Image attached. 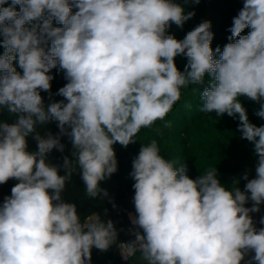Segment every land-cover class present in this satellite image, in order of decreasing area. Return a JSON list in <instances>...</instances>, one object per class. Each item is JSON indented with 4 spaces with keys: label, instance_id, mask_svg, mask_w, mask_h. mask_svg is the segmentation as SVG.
<instances>
[{
    "label": "clouds",
    "instance_id": "clouds-1",
    "mask_svg": "<svg viewBox=\"0 0 264 264\" xmlns=\"http://www.w3.org/2000/svg\"><path fill=\"white\" fill-rule=\"evenodd\" d=\"M193 15L172 0H12L0 7V105L22 113L17 123L0 125V184L19 181L0 207V264H90L93 247L107 250L116 239L111 221L105 226L91 216L82 224L76 206L62 201L68 176L46 163L53 148L63 151L58 137L36 136L38 152L26 151L25 138L37 122L54 119L70 137L79 149L87 194L95 197L99 182L117 170L112 145L126 147L142 128L164 121L181 89L201 83L206 73L213 82L200 94V111L239 114L243 138L254 143L257 175L244 176L250 197L222 186L215 168L189 178L186 167L174 168L152 140L141 148L131 174L138 213L133 222L144 235L122 245L123 255L140 251L147 264H241L253 250V259L264 264V228L257 231L249 215L264 202V126L251 124L238 100L264 98V0H245L230 29L229 39H238L222 52L217 47L218 60L208 21L183 40L165 35L169 22L182 26ZM53 18L64 27H53ZM35 20L42 25L25 27ZM246 28L251 31L241 35ZM48 40L45 51L40 45ZM15 54L22 75L13 67ZM181 54L189 61L186 74L175 64ZM57 62L69 81L59 89L67 103H52L45 111L39 90H50L53 77L47 73ZM256 114L264 118V104ZM249 198L250 209L244 207Z\"/></svg>",
    "mask_w": 264,
    "mask_h": 264
},
{
    "label": "trees",
    "instance_id": "trees-1",
    "mask_svg": "<svg viewBox=\"0 0 264 264\" xmlns=\"http://www.w3.org/2000/svg\"><path fill=\"white\" fill-rule=\"evenodd\" d=\"M225 1L213 0L212 10L219 14L218 16L222 20L227 17L224 7ZM237 1L242 2V6H244L245 0ZM172 2L178 3L179 0H172ZM11 3L12 0H7V3L0 5V7L11 6ZM197 4H199V0L196 2ZM15 10L19 11L20 6L16 5ZM42 23L43 20H35L31 23H26L25 27L32 28L34 25L39 26ZM213 23L214 28L220 31L222 26L218 25L217 21ZM37 31L39 32V27H37ZM3 40L4 36L0 32V56H3L5 52ZM40 47L48 51L51 47V41L48 40L46 43L41 44ZM15 55L16 59L13 60V67L22 75L23 70L18 64V54ZM3 74V71H0V77ZM47 74L53 77L50 81V90H39L45 111L52 103H67L66 99L59 94V89L69 82L66 79L65 70L59 66V62ZM186 103L181 98L173 106L172 111L165 117L164 121L158 120L151 128H142L133 138V142L126 147L118 142L112 145L117 162V170L111 175H106L99 182L98 188L100 191L95 197L87 194L86 185L82 179V168L78 164L79 149L74 147L68 135L61 134L57 121L50 118L43 123L37 122L34 125V131L25 138L27 141L26 151L29 153L38 152L36 136L43 138L45 134H50L54 138L58 137L60 144L63 145V151L53 148L46 154V163L56 167L58 175L68 176L65 188L61 192L62 201L76 206L80 221L93 215H96L105 226L111 221L117 233L113 244L122 243L126 240L123 231L131 222L129 213L122 205V202L129 192L134 190L133 185L136 181L131 175L134 170L133 162L138 157L141 148L150 144L152 140L157 142L160 155L167 161L174 162V168L176 169L182 166L186 167L185 174L191 179L199 178L211 168H215L223 174L221 178L217 179L226 189L230 186L231 189L239 188V190H242L246 182L244 176L247 175L250 179L248 174L251 169L241 164V161H244L245 145H250L247 139L244 142H241L240 139H232L231 136L235 134V130H232L229 125H226L227 127L225 128L223 124L221 125L218 122L206 121V117L203 118L204 116H202L203 112L200 114L201 111L196 112V114L194 112L193 115L186 113L181 122L178 121L177 119L182 114V109L186 111V105H188ZM20 115L22 113H12L7 106L0 105V125L17 123ZM166 122H170L171 127H165ZM68 131L70 132L71 129L68 128ZM199 145L209 146V148L197 150L196 146ZM179 157L182 159L181 162L177 160ZM66 158L69 161V167L65 166ZM211 163H216L218 166L216 167ZM17 183H19L18 180L10 178L6 183L0 184V207H2L5 198L11 196V189ZM49 193L51 194V190H49ZM98 251L99 249L95 247L91 249V260L96 257ZM97 260L103 261L100 257H97ZM126 264H147V262H141L139 259L131 257Z\"/></svg>",
    "mask_w": 264,
    "mask_h": 264
},
{
    "label": "rangeland",
    "instance_id": "rangeland-1",
    "mask_svg": "<svg viewBox=\"0 0 264 264\" xmlns=\"http://www.w3.org/2000/svg\"><path fill=\"white\" fill-rule=\"evenodd\" d=\"M225 1V0H224ZM71 3V0H70ZM179 4L183 10L184 14L187 15L188 13H194V15L187 19L182 26H177L175 23L169 22V25L166 27L165 35H172L178 40H183L187 33L194 30L195 27L199 26L202 22L208 21L210 22V29L209 31L213 34V39L211 42V48L213 49L214 53V59L220 58V53L216 52L217 47L220 48L221 52L223 51L224 46L227 43L235 42V39L232 40L229 39L231 37V27L233 26V20L235 17L238 16L239 10L243 8V3L237 0H227L224 2V7L226 10L227 17L225 19H221L215 12H213V0H199V4L196 5V0H179L177 3ZM78 11L75 7L72 8V13L75 14V12ZM45 19L47 18V13L45 14ZM217 21L218 25H221L222 28L220 31H217L214 26L213 22ZM53 27H64V25L57 23V21L53 18L52 21ZM251 31L250 28H246L241 35H247ZM189 63L188 58L184 55H178L175 57V64L177 68L182 72L185 73L186 65ZM190 71V69H188ZM213 82V77L211 74L206 73L203 81L199 84H189L187 87H183L181 89V98L184 100L186 104H190L191 108H186V111L182 109V114L177 119L181 122L183 117L186 113L193 115L196 114V112H200V108L203 106V101L201 100L200 94L205 90V88H209L211 86V83ZM239 102L242 104V106L246 110V114L248 117V120L251 124L260 127L264 126V118L258 116L256 113L260 111L261 105L264 104V98H261L258 101L251 100L250 98L246 96H240L238 98ZM196 105V106H195ZM202 112H200L201 114ZM203 118H205L208 122H218L219 124H223L226 128V125H229L232 130H235V134L232 137V139H240L241 142H244L245 138H243V134L239 129L240 120H239V114H235L234 116H229L227 113H224L222 115H217L216 112L211 113H202ZM197 124V123H196ZM192 125V124H191ZM190 125V126H191ZM50 134H45L43 136V139H47ZM250 145H245V152L243 154L244 161H241V164L245 165L246 168H250V172L248 176H250V179L256 178V167L258 165V157L255 154V147L254 143L247 140ZM241 144V143H240ZM209 146H196L197 150H206ZM244 148V147H241ZM211 149V147H210ZM178 162H181V158L179 157ZM210 164V163H209ZM212 164V163H211ZM212 165L218 166L216 163H213ZM221 168V167H220ZM223 169V168H222ZM217 178H221L223 174L220 171H217ZM248 180H245V185L241 192H245V186L248 182ZM227 190H232L229 187H227ZM247 196L250 197V193L245 192ZM134 195H135V189L130 191L129 194L123 199L122 205L124 208L128 211L130 218L132 220H136L138 218V213L135 210L134 205ZM254 205V202L249 198L244 207L246 208H252ZM259 211L257 212H250L249 215L252 218L253 226L259 231L261 228H264V223H261V219L264 218V202H261L259 205ZM131 232V230L126 231L124 229L123 234L126 237V241L128 240H136V234L139 233L141 235H144L143 229H141L140 232ZM123 243V242H122ZM118 244H111L110 247L107 250H99L96 257L93 258V260L90 261V264H126V262L131 258L135 257V259H139L141 262H146L142 259V253L140 251H137L133 256H130L128 258H124L123 252L121 251V248ZM255 255V252L253 250H248L245 252L244 259L241 261V264H257V262L253 259ZM97 257H100L103 261H98Z\"/></svg>",
    "mask_w": 264,
    "mask_h": 264
},
{
    "label": "built area",
    "instance_id": "built-area-1",
    "mask_svg": "<svg viewBox=\"0 0 264 264\" xmlns=\"http://www.w3.org/2000/svg\"><path fill=\"white\" fill-rule=\"evenodd\" d=\"M93 216H96V215H93ZM89 217H91V216H89ZM89 217H87L85 220H82V221H80L82 224H85L86 222H87V220H88V218ZM130 217V216H129ZM130 224L125 228V230L126 231H129V230H131V232H135V233H137V232H140L141 231V228L139 227V225H137V224H135L134 222H133V220H132V218H130ZM86 230V229H85ZM134 233V234H135ZM134 242V240H128V241H126V242H123V243H120L119 244V246H120V248H121V251L123 252V248H122V245H127V244H132ZM128 258V257H127Z\"/></svg>",
    "mask_w": 264,
    "mask_h": 264
}]
</instances>
